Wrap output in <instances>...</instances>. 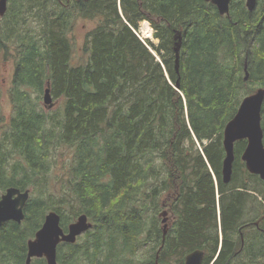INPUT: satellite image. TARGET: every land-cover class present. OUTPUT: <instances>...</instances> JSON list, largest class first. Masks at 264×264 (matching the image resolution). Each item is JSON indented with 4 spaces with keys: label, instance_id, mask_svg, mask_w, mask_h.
<instances>
[{
    "label": "trees",
    "instance_id": "16d2710c",
    "mask_svg": "<svg viewBox=\"0 0 264 264\" xmlns=\"http://www.w3.org/2000/svg\"><path fill=\"white\" fill-rule=\"evenodd\" d=\"M50 1L7 0L0 16V59L14 64L0 195L30 191L24 220L0 227V264H25L49 211L64 232L80 214L92 223L57 246V264H166L174 254L183 264L196 249L202 264H264V182L241 160L246 140L221 179L223 129L264 86V0L252 12L231 0L228 15L205 0H83L48 13ZM71 10L96 20L75 64ZM143 20L157 40L149 48L132 30ZM47 87L60 101L52 113L41 106ZM261 127L264 145V102ZM59 148L71 153L65 174L52 173Z\"/></svg>",
    "mask_w": 264,
    "mask_h": 264
},
{
    "label": "water",
    "instance_id": "95a60500",
    "mask_svg": "<svg viewBox=\"0 0 264 264\" xmlns=\"http://www.w3.org/2000/svg\"><path fill=\"white\" fill-rule=\"evenodd\" d=\"M216 6L220 15H228L231 0H205ZM257 0H245L248 12L256 8ZM7 9V0H0V16ZM177 52V49H175ZM245 72L244 80L248 78ZM43 105L46 109L53 107L50 90L47 87L43 93ZM264 102V86L258 87L251 94L242 98L234 116L226 123L223 130V148L225 156L222 162L221 179L229 183L232 175L234 160L233 146L240 140H246V146L241 155L246 170L264 182V145L262 142L263 131L261 127V108ZM30 191H21L16 187H8L0 195V227L8 222L21 223L24 220V207L29 199ZM166 211H162L163 235L166 233ZM92 223L85 214H80L67 226L66 232L60 226V216L55 211H50L44 216L41 227L35 232L34 237L27 241V254L25 264H30L33 258H44L46 264H57L56 249L60 243L73 244L77 238L91 229ZM203 251L196 249L188 253L183 264H202ZM155 264L157 262V255Z\"/></svg>",
    "mask_w": 264,
    "mask_h": 264
},
{
    "label": "rangeland",
    "instance_id": "374dc122",
    "mask_svg": "<svg viewBox=\"0 0 264 264\" xmlns=\"http://www.w3.org/2000/svg\"><path fill=\"white\" fill-rule=\"evenodd\" d=\"M58 5L61 8L66 7V5L63 6L57 0H51L50 2H47L46 3L47 12L53 13L52 12L53 9L54 8L58 9ZM67 8L68 7H66V9ZM71 12L73 13L74 18L72 21V30L69 32L68 37L71 40L72 45L74 47V52H73L72 57H73V63L75 64L78 62H82V45L84 42V37H85V34L89 30L94 28V26L96 25V20H91V19H87V18L85 19V18H82V17L76 15L77 13H74V11L71 10ZM148 23L150 24V22L147 20H143V21H141V23H139L138 34L140 36L144 35L142 30L146 27V25ZM150 26H151V24H150ZM144 40H145L146 45H147V40L150 42L153 41L154 43H156L157 40L154 38L153 28H152V35L150 37H148L147 39H144ZM13 69H14V64H13L12 59H10V58H8L6 60L0 59V134H1L2 129H3V124L10 117L11 111H12L8 92H9V88H10L11 77L13 75ZM52 101H53V107L51 109H45L44 105H43V100H41V106L43 107V109L47 113L54 112L55 110L58 109V107L60 105L59 100L52 99ZM197 149H198V146H197ZM70 155H71V153L68 150L62 149V148H59L54 153V156H53L54 164L52 166V173L53 174H58V173L59 174H65L66 173L65 160L67 161L68 158L70 157ZM252 185H253V187L254 186L255 187H261V186H258L255 182H253ZM170 196L172 197V194H170ZM164 211L167 212L166 208ZM167 213L165 216L167 219L166 224L169 225L170 221H169V216ZM88 221L90 222L89 219H88ZM152 250H153V248H152L151 244L147 245L146 247L143 246L142 248H140V251L138 252V259L140 261H144L145 259L149 258L151 256L150 253ZM179 260H180V254H174L172 257H170L166 261V264H180Z\"/></svg>",
    "mask_w": 264,
    "mask_h": 264
},
{
    "label": "built area",
    "instance_id": "2783aa9c",
    "mask_svg": "<svg viewBox=\"0 0 264 264\" xmlns=\"http://www.w3.org/2000/svg\"><path fill=\"white\" fill-rule=\"evenodd\" d=\"M138 28H139V26H138ZM138 28L136 30L135 29H132V30L135 33V35L145 44L144 39H147L148 37H150L152 35V28H151L150 24L148 23L146 25V27L142 30V32L144 33V35H142V36H140L138 34Z\"/></svg>",
    "mask_w": 264,
    "mask_h": 264
},
{
    "label": "flooded vegetation",
    "instance_id": "af4514ba",
    "mask_svg": "<svg viewBox=\"0 0 264 264\" xmlns=\"http://www.w3.org/2000/svg\"><path fill=\"white\" fill-rule=\"evenodd\" d=\"M60 4H62L63 6L64 5H66V7H68V8H70L71 6H69L70 5V2L71 1H78L79 2V4H81V2L83 1V0H57ZM85 1V0H84ZM217 255V254H216Z\"/></svg>",
    "mask_w": 264,
    "mask_h": 264
},
{
    "label": "bare ground",
    "instance_id": "6f19581e",
    "mask_svg": "<svg viewBox=\"0 0 264 264\" xmlns=\"http://www.w3.org/2000/svg\"><path fill=\"white\" fill-rule=\"evenodd\" d=\"M244 1H245V0H244ZM230 3H231V2H230ZM244 4H245V3H244ZM229 8H230V7H229ZM245 8H246V7H245ZM151 45H152V44H151ZM146 46L148 47V45H146ZM155 47H156V46H155ZM148 48H149V47H148ZM244 71H247V70H246V64L244 65ZM248 95H249V94H248ZM223 130H224V129H223ZM222 144H223V135H222ZM259 200H261V198H259ZM163 211H164V210H163ZM49 212H50V211H49ZM47 213H48V212H47ZM47 213H46V214H47ZM46 214H45V215H46ZM26 254H27V251H26ZM25 259H26V258H25Z\"/></svg>",
    "mask_w": 264,
    "mask_h": 264
}]
</instances>
